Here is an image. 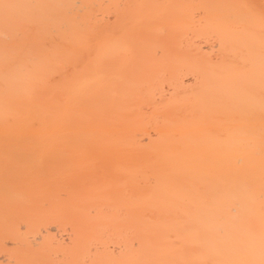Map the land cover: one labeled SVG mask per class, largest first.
Segmentation results:
<instances>
[{
  "label": "bare ground",
  "instance_id": "1",
  "mask_svg": "<svg viewBox=\"0 0 264 264\" xmlns=\"http://www.w3.org/2000/svg\"><path fill=\"white\" fill-rule=\"evenodd\" d=\"M0 264H264V0H0Z\"/></svg>",
  "mask_w": 264,
  "mask_h": 264
}]
</instances>
